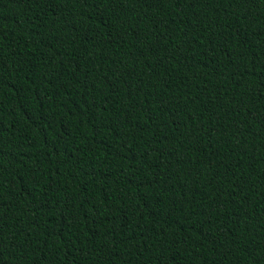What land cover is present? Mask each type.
I'll list each match as a JSON object with an SVG mask.
<instances>
[{
    "label": "trees",
    "instance_id": "obj_1",
    "mask_svg": "<svg viewBox=\"0 0 264 264\" xmlns=\"http://www.w3.org/2000/svg\"><path fill=\"white\" fill-rule=\"evenodd\" d=\"M0 264H264V0H0Z\"/></svg>",
    "mask_w": 264,
    "mask_h": 264
}]
</instances>
